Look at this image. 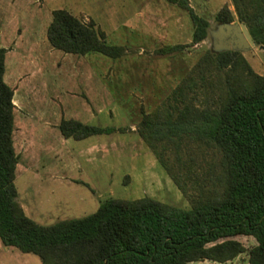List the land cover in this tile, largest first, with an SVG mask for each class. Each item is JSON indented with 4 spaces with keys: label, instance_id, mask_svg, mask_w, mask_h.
Segmentation results:
<instances>
[{
    "label": "rangeland",
    "instance_id": "374dc122",
    "mask_svg": "<svg viewBox=\"0 0 264 264\" xmlns=\"http://www.w3.org/2000/svg\"><path fill=\"white\" fill-rule=\"evenodd\" d=\"M210 31L191 46L188 13L165 0H0V47L6 49L4 81L13 89V145L18 155L15 185L18 202L35 222L50 225L94 212L107 198L152 197L182 208L205 187L215 160L200 143L184 145L186 193L161 165L136 131L141 107L154 111L183 88L190 75L194 97L185 102L213 105L224 90L219 72L196 68L204 50L223 47L214 14L222 7L234 12L231 0H188ZM65 9L85 22L92 20L109 44L122 45L124 54L111 59L97 53L75 55L53 48L46 38L52 11ZM231 23H239L235 18ZM183 45L182 51L158 53L159 48ZM256 74H264V50L259 45L241 51ZM192 73V74H191ZM219 73V74H218ZM177 99V100H175ZM167 101V100H166ZM63 119L112 126L115 133L81 140L64 138ZM247 248L255 240L236 236ZM247 253L231 262L209 260L190 264H247ZM0 264H42L0 242Z\"/></svg>",
    "mask_w": 264,
    "mask_h": 264
},
{
    "label": "trees",
    "instance_id": "16d2710c",
    "mask_svg": "<svg viewBox=\"0 0 264 264\" xmlns=\"http://www.w3.org/2000/svg\"><path fill=\"white\" fill-rule=\"evenodd\" d=\"M185 10L192 23L191 46L204 41L209 20L198 15L188 0H165ZM232 12L222 7L218 24L236 18L244 23L256 45L264 48V0H231ZM49 44L64 53L120 58L125 48L109 44L92 20L85 22L65 9L52 11L46 29ZM183 45L159 48L158 53L182 51ZM6 49L0 47V242L32 253L42 264H190L231 261L247 253V264H264V74H256L241 50H204L196 64L219 72L225 88L213 105L185 102L194 97L195 78L173 94L179 104L163 101L156 110L141 107L136 131L159 162L186 193L188 172L183 169L184 145L200 143L215 160L205 187L191 197L189 208L152 197L103 200L85 216L42 225L20 206L15 185L18 155L14 150L13 89L4 81ZM218 73V74H219ZM192 74V73H191ZM204 79V78H203ZM177 100V99H175ZM59 131L74 140L115 133L112 126H96L63 119ZM185 167V166H184ZM249 236L247 248L236 236Z\"/></svg>",
    "mask_w": 264,
    "mask_h": 264
},
{
    "label": "water",
    "instance_id": "95a60500",
    "mask_svg": "<svg viewBox=\"0 0 264 264\" xmlns=\"http://www.w3.org/2000/svg\"><path fill=\"white\" fill-rule=\"evenodd\" d=\"M218 29L217 36L218 39H222L223 47L216 51L230 49L246 51L255 45L246 25L242 22L219 24ZM260 48L264 50L262 46Z\"/></svg>",
    "mask_w": 264,
    "mask_h": 264
},
{
    "label": "crops",
    "instance_id": "0c3cea01",
    "mask_svg": "<svg viewBox=\"0 0 264 264\" xmlns=\"http://www.w3.org/2000/svg\"><path fill=\"white\" fill-rule=\"evenodd\" d=\"M232 261V260H231ZM231 261H227V262H231Z\"/></svg>",
    "mask_w": 264,
    "mask_h": 264
},
{
    "label": "flooded vegetation",
    "instance_id": "af4514ba",
    "mask_svg": "<svg viewBox=\"0 0 264 264\" xmlns=\"http://www.w3.org/2000/svg\"><path fill=\"white\" fill-rule=\"evenodd\" d=\"M209 31H210V29H209Z\"/></svg>",
    "mask_w": 264,
    "mask_h": 264
}]
</instances>
